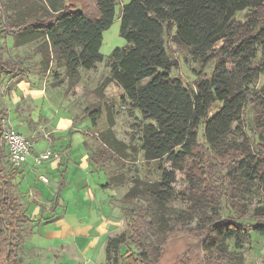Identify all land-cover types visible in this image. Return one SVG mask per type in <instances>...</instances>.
Listing matches in <instances>:
<instances>
[{"label":"trees","instance_id":"1","mask_svg":"<svg viewBox=\"0 0 264 264\" xmlns=\"http://www.w3.org/2000/svg\"><path fill=\"white\" fill-rule=\"evenodd\" d=\"M41 2L44 7L31 9L18 23L2 22L0 5V27L14 45L43 37L45 61L53 60L75 85L81 69L103 59L102 33L113 22L116 0ZM119 19L126 45L107 56V79L119 84L144 121V157L165 158L174 168L188 170L187 191L199 199H193L199 209L189 211L197 223L185 233L176 231V222L185 217L176 209L164 234L162 217L144 206L124 207V229L106 238L104 264H244L242 249L253 234L264 236V207L255 209V223H243L239 220L247 210L233 200L255 181L264 191V52L252 65L258 47H264V0H129L121 5ZM166 39L185 46L202 69L210 70L198 73L192 86L171 76L174 63ZM0 71L28 73L22 59L11 57L0 59ZM260 79L256 88L253 83ZM248 108L253 115L245 141L228 144L232 126ZM5 114L0 105V132ZM89 114L94 122L97 109ZM100 140L102 150L89 155L96 165L110 162L120 150L110 130L100 133ZM223 156L230 158L217 164ZM6 157L0 144V264H19L20 224L30 217L13 194L19 168L8 165L5 171ZM65 172H59L52 213L60 203ZM174 181L173 171H164L140 190L163 207ZM222 206L230 209L226 217L217 211Z\"/></svg>","mask_w":264,"mask_h":264},{"label":"rangeland","instance_id":"2","mask_svg":"<svg viewBox=\"0 0 264 264\" xmlns=\"http://www.w3.org/2000/svg\"><path fill=\"white\" fill-rule=\"evenodd\" d=\"M128 1L116 0L113 22L102 33L100 46L102 61L96 63L92 69H81L78 82L72 86H70L63 68L58 67L53 60L48 63L45 61V39L43 37L21 45H14L12 36H6L0 27V59L20 58L28 69V73L23 75L5 74L0 71V105L6 110L2 119L5 124H12L30 142L33 152L32 163H27L26 167L22 164L20 173H23L24 170L26 173H33L38 187L42 189L55 188L52 179L49 178L51 173L54 174L58 171L57 168L55 169L58 162L62 164L60 171L64 167L72 166V169L66 173H103L104 182L108 183L110 187L116 188L114 190L116 202L122 209L136 206L147 207L150 213L155 214L156 217H162L164 234L167 232L166 229L174 223V219L169 218V215L173 216L176 209H181L185 217L176 222L175 228L179 233H185L197 223L195 215H190V213L199 209L194 202L199 199L187 191L190 183L185 173L188 170L181 171L174 168L171 162L165 158L148 160L144 157L140 149L141 129L144 121L133 104L123 98L119 84L114 80L107 79L109 77V68L106 65L107 56L115 47L126 45V41L119 34V12L121 5ZM0 5L2 8L1 21L5 22L9 19L13 23H18L32 14L31 9L40 10L44 7L41 0H0ZM166 46L169 57L174 63L170 70L171 76L180 77L185 83L192 86V81L198 73L210 70L209 68L202 69L200 63L189 55L185 46L169 39H166ZM263 52L264 47H258L252 65L258 64ZM253 84L259 88L261 79ZM92 109H97L94 122L89 114ZM73 114L76 126H79L78 132L72 137V144H79V149L75 154L70 153V148H65L67 135L58 133L55 128L58 116L68 115L70 117ZM252 115L253 110L248 108L240 121L232 126L226 139L228 144L245 141L244 138L245 135H248V126L251 123ZM106 130H110L112 136L120 141V150L110 162L96 165L92 163L89 155L102 150L100 133ZM0 144L5 149L2 145L1 132ZM45 152L50 153L49 159L40 165L35 164L34 157ZM229 158L230 156H223L216 159V162H218L217 164L227 162ZM8 165L9 163H4L5 171L9 170ZM76 165L79 170L75 171ZM217 170L218 167L215 165L213 171ZM164 171H173L175 181L171 184L173 189L171 196L163 207H159L157 203L151 201L147 191L140 190V187L143 184H154L160 180ZM40 174L48 179L46 184L39 180ZM22 181L14 180L13 194L20 201L25 212L30 215L39 213L47 216L52 208L51 199L53 201L54 192L43 191L42 193L41 190L34 187L35 181H31L34 185L28 189L26 194L20 196L18 193ZM77 188H79V184ZM233 200L243 204L247 210L239 221L255 223V209L264 207V191L260 182L255 181L253 184H249L248 188L246 187L241 195L235 196ZM229 210L227 206L217 209L222 217L231 213ZM63 213L64 211L61 209L57 210L59 218L63 216ZM119 213L118 217H112L114 222L110 227V235H117L124 229V212L120 211ZM30 223L20 224L22 244L25 239L27 245L24 247L21 244L20 246L19 264H25L26 260H29L34 254L35 256L30 261L34 259H37L38 262L46 260L49 262L48 264H52V262L61 259L66 262L65 257L77 260L73 247L66 241L65 236H56L55 232L51 233V224L43 227L47 228V236L44 237L42 225ZM31 236L36 248L29 252ZM256 236L264 238L263 235L253 234L252 243L241 251L243 255L248 254L254 244H258ZM228 243L231 246L232 241L230 240Z\"/></svg>","mask_w":264,"mask_h":264},{"label":"crops","instance_id":"3","mask_svg":"<svg viewBox=\"0 0 264 264\" xmlns=\"http://www.w3.org/2000/svg\"><path fill=\"white\" fill-rule=\"evenodd\" d=\"M74 117V114L70 117H68V115L58 116V120L56 121L55 125V128L57 129L56 131L58 133L67 135L65 148H70V153L72 154H75L79 149V144H72V137L76 132H78L77 130L79 129V126H76ZM77 136L78 138H80L78 134ZM4 151L7 154V151L5 149ZM29 162L32 163L31 157L23 165L25 166ZM55 166V169L57 168L58 171L54 172V174L51 173V177L49 178L50 180L52 179V183H54V189H42L38 187L36 185L35 175L33 173H26V170H24L23 173H20V167L15 178L16 181L23 180L19 187L18 194L20 196H23L28 192V189H30V187L35 184L34 187H36L39 191L41 190L42 193L43 191H51L54 192V196L60 180L59 172L62 164L58 162ZM63 169H65V171L67 172L70 171L69 169H72V166L70 165L68 168L64 167ZM76 169L77 165L75 171ZM66 172L63 173L65 186L61 191L59 206L55 209L54 213H52L50 210L47 216H43L39 213L30 215L25 212L26 215L30 217L27 222H31L34 225H42V229H44V226H49L51 224V233L55 232L56 236L64 235V238L67 239L66 241L69 242V244L73 247L77 260H72L69 257H65L66 262L61 259L57 262H52V264H104L105 241L108 236H112L109 234L110 227L113 226L112 222H114V218L112 217H118V215L120 214L119 212L123 211L122 207H120V205L116 202V194L114 191L116 188L112 186H104L106 183L104 182L105 177L103 173ZM40 176L44 175H39V180L43 182L40 179ZM31 181H35V183L32 185ZM43 183L46 184L45 182ZM78 184L79 188H77ZM52 205L53 201L51 199V207ZM58 209L64 211L61 218H59V216L57 215ZM51 220L53 221L51 222ZM43 236H47V228L44 229ZM255 238L257 240L256 243L258 244H254V247L249 251V253H246V255H244V264H264V238L258 236H256ZM30 239L31 242L29 252L35 250L36 248L35 245H33L34 242L32 236ZM26 245L27 243L24 239V244H22V246L25 247ZM18 256L20 258L21 253H19ZM34 256L35 254L30 257L29 260H26L25 264L37 263V259L30 261V259ZM81 260L84 261L82 262ZM48 263L49 262H47L46 260L38 262V264Z\"/></svg>","mask_w":264,"mask_h":264},{"label":"built area","instance_id":"4","mask_svg":"<svg viewBox=\"0 0 264 264\" xmlns=\"http://www.w3.org/2000/svg\"><path fill=\"white\" fill-rule=\"evenodd\" d=\"M1 139L3 146L7 151V160L12 167H21L32 157V146L26 137L19 132L12 124H2ZM49 152L40 154L34 157V163L40 165L43 161L49 159ZM40 179L47 183L48 179L45 176H40Z\"/></svg>","mask_w":264,"mask_h":264}]
</instances>
